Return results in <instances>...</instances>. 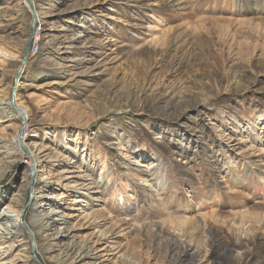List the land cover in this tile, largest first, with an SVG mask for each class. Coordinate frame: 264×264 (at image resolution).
Here are the masks:
<instances>
[{
    "label": "rangeland",
    "instance_id": "obj_1",
    "mask_svg": "<svg viewBox=\"0 0 264 264\" xmlns=\"http://www.w3.org/2000/svg\"><path fill=\"white\" fill-rule=\"evenodd\" d=\"M260 2L0 0V264H264Z\"/></svg>",
    "mask_w": 264,
    "mask_h": 264
},
{
    "label": "bare ground",
    "instance_id": "obj_2",
    "mask_svg": "<svg viewBox=\"0 0 264 264\" xmlns=\"http://www.w3.org/2000/svg\"><path fill=\"white\" fill-rule=\"evenodd\" d=\"M34 2V1H33ZM182 2V1H181ZM182 4V3H181ZM177 5V4H176ZM183 5V4H182ZM22 6H23V10L27 11V13H32V11H34V13L36 14V16L38 15V11L36 10L38 8V5H34L32 3V0H22ZM172 6V5H171ZM256 14H263L264 13V0H261V2L259 3L258 7H257V11L255 12ZM25 14V13H24ZM40 14V13H39ZM28 18V17H27ZM255 19V18H254ZM258 20V19H257ZM263 20V19H262ZM28 25L26 26L27 29L26 31V35L27 38L31 37L32 35H36V31L38 30V21L36 19V17H32V14L29 16V20H28ZM41 37H36L34 39V42L38 41ZM6 95V94H4ZM19 111V110H18ZM20 114H22L21 112H18V115L20 116ZM23 116V114H22ZM21 118V117H20ZM24 118V116H23ZM22 119V118H21ZM21 126V125H20ZM17 129V128H16ZM25 130V129H24ZM24 130H19L17 129L16 133H19V131L23 132ZM14 133V132H13ZM22 134V133H21ZM20 137V136H19ZM250 148V147H248ZM249 150V149H248ZM252 151V150H250ZM250 154V153H248ZM31 156V155H30ZM257 161V163L261 166L262 171L260 175H256L254 173H252L251 168L249 167L248 169H246L245 171H248L252 174H254L255 176L253 178H251L248 175H241L240 177H235L234 179V189L235 191L241 193L245 192H250L255 188V182L253 181V179L255 181H257L259 183V189H261L262 187H264V149H259L257 151V155H252ZM26 161L25 163H27L28 165L31 164V160L30 158L27 156L25 157ZM254 159V160H255ZM252 162V161H251ZM135 164H139L138 162H133ZM256 164V163H255ZM247 166L250 165V163L246 164ZM253 165V164H252ZM251 166V165H250ZM250 177V178H249ZM226 187V186H225ZM91 189V188H90ZM226 189V188H225ZM229 189V188H228ZM232 191V190H231ZM24 197V196H23ZM25 200V199H24ZM15 204V208L18 209L19 211L21 210V206L24 205L23 204V199H16V203ZM19 214V213H18ZM6 215L4 213H0V231H1V235L4 239L10 240V239H15V235H19L20 238L24 237V232L21 229L20 226H13V225H8V223L6 221H4L6 218ZM18 220V219H17ZM27 226V225H26ZM169 242V241H168ZM10 245V244H9ZM8 245V246H9ZM9 248H11V246H9ZM28 249V248H27ZM30 251V249H28ZM26 252V251H25ZM35 252V251H34ZM28 254V253H27ZM29 256V255H28ZM30 259V258H29ZM28 259V260H29Z\"/></svg>",
    "mask_w": 264,
    "mask_h": 264
},
{
    "label": "water",
    "instance_id": "obj_3",
    "mask_svg": "<svg viewBox=\"0 0 264 264\" xmlns=\"http://www.w3.org/2000/svg\"><path fill=\"white\" fill-rule=\"evenodd\" d=\"M18 72H19V70L17 71V74H18ZM20 117L23 119V116H22V114H20Z\"/></svg>",
    "mask_w": 264,
    "mask_h": 264
}]
</instances>
